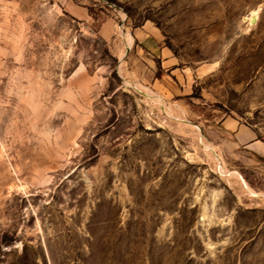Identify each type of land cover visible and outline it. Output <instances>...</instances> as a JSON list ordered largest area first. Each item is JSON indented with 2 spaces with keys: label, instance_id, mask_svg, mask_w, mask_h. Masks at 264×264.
<instances>
[{
  "label": "rangeland",
  "instance_id": "374dc122",
  "mask_svg": "<svg viewBox=\"0 0 264 264\" xmlns=\"http://www.w3.org/2000/svg\"><path fill=\"white\" fill-rule=\"evenodd\" d=\"M0 264H264V0H0Z\"/></svg>",
  "mask_w": 264,
  "mask_h": 264
},
{
  "label": "crops",
  "instance_id": "0c3cea01",
  "mask_svg": "<svg viewBox=\"0 0 264 264\" xmlns=\"http://www.w3.org/2000/svg\"><path fill=\"white\" fill-rule=\"evenodd\" d=\"M139 39V38H138ZM143 39L145 40L143 42V44L145 45V48L148 49L149 51H151V53H155L157 50L161 51V54L163 55V62H162V66L161 69L159 71L162 70H170L172 73H175V70H173V68L176 66L177 64V60L176 58L173 56V54H171L170 50L166 47H160L159 46V42L156 40L158 39L157 37L155 38L154 36H144ZM132 42V40H131ZM131 42L129 44H131ZM135 45V42L132 44V46ZM129 49H130V45H129ZM128 49V50H129ZM158 76H160V73L158 74ZM231 125L233 127V129H239L240 131V136L245 137V140L247 141H255V133L253 131H242L243 128L239 127V123L238 122H231ZM243 139V138H242Z\"/></svg>",
  "mask_w": 264,
  "mask_h": 264
},
{
  "label": "bare ground",
  "instance_id": "6f19581e",
  "mask_svg": "<svg viewBox=\"0 0 264 264\" xmlns=\"http://www.w3.org/2000/svg\"><path fill=\"white\" fill-rule=\"evenodd\" d=\"M256 17H257V11H253V12L251 13L250 20H255Z\"/></svg>",
  "mask_w": 264,
  "mask_h": 264
}]
</instances>
